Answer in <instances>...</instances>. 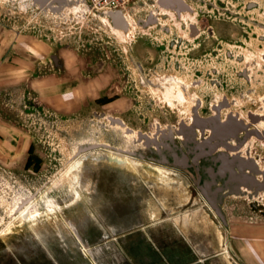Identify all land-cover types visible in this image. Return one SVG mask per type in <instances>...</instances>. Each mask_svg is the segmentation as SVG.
<instances>
[{"label":"rangeland","instance_id":"374dc122","mask_svg":"<svg viewBox=\"0 0 264 264\" xmlns=\"http://www.w3.org/2000/svg\"><path fill=\"white\" fill-rule=\"evenodd\" d=\"M262 54L264 0L0 3V264H137L155 246L196 255L191 245L202 264H264V197H225L226 224L209 225L189 171L137 158L125 173L96 159L113 150L93 149L77 156L97 184L91 196L79 188L86 204L67 171L77 142L126 148V128L188 120L193 97L201 116L222 97L224 113H264ZM251 147L264 166V142ZM150 192L153 219L140 210Z\"/></svg>","mask_w":264,"mask_h":264},{"label":"water","instance_id":"95a60500","mask_svg":"<svg viewBox=\"0 0 264 264\" xmlns=\"http://www.w3.org/2000/svg\"><path fill=\"white\" fill-rule=\"evenodd\" d=\"M47 1L38 0L40 3ZM261 57L264 60V54ZM191 100L193 106L190 111L192 118L190 124H186L182 120L177 125L157 124L152 133L139 130L134 132L132 129L126 128V133L132 134L130 146L122 148L88 139L76 143V151L73 156L77 157L96 148H105L162 164L171 163L175 167H179L191 166L187 153H194L192 161L196 166L199 165L202 155L211 153L213 165L206 169L207 175L203 177L200 174L198 177L199 182L203 178L202 184H199L200 193L213 209L210 214L211 217L216 221L219 217L226 224L225 214L221 207L225 195H245L250 198L264 197V170L260 168L253 157L240 155L237 145L231 146L229 143L230 140L239 139L249 145L253 138H258L264 142V127L260 129L251 125V122L262 124L264 113L249 112L250 122H246L240 117L237 111H229L226 118L222 119L219 116V106H215V114L200 116L197 111L200 100L197 97H193ZM225 100L227 105L231 102L228 99ZM110 119L112 122L124 125L118 118L111 117ZM196 129L200 131L199 138ZM205 130L210 131L209 135L204 136ZM183 145L186 146L187 151L183 150ZM221 146L235 150V152L229 154L220 151L213 154ZM217 162L220 164L217 165ZM214 166L217 168L215 169ZM26 200L21 203V206Z\"/></svg>","mask_w":264,"mask_h":264},{"label":"bare ground","instance_id":"6f19581e","mask_svg":"<svg viewBox=\"0 0 264 264\" xmlns=\"http://www.w3.org/2000/svg\"><path fill=\"white\" fill-rule=\"evenodd\" d=\"M34 2L36 3H39L38 0H33ZM0 3L2 4H7V0H0ZM118 33H121L120 30H116ZM260 61V60H259ZM176 88H178L176 86ZM182 90V89H181ZM181 90H179L181 92ZM182 94V93H181ZM183 95V94H182ZM184 96V95H183ZM182 99V98H181ZM184 99V98H183ZM171 104L173 103L171 99L168 100ZM124 128V127H123ZM254 141H260L259 139L257 138H253ZM99 141V140H98ZM98 149V148H96ZM112 150V149H111ZM114 151V150H113ZM113 151H108L105 155H98L96 157L97 160H99L100 158H105L107 163L109 164H112V166L114 168H117V170L121 171V172H128L130 171V168H129V165H127L126 163H140V164H144L142 162V160H138L137 158L139 157H136L134 158L135 156H132L131 155L129 156L128 154L127 155H124L125 153L123 154H118V153H115ZM91 152V151H90ZM93 152H96V150H94ZM101 152V151H100ZM117 152V151H116ZM104 154V153H103ZM94 155V154H93ZM91 158V157H90ZM93 158V156H92ZM91 158V159H92ZM141 159V158H140ZM85 160V155H82L80 157H77L75 160H73L72 162H70L69 166H68V177L69 178H72L73 180H76L77 183H75V188H76V195H77V200L76 201H83L85 204L87 202V199L86 197L83 195V193L81 192V190L79 188H81L83 191L87 192L90 196L93 195L96 191H97V184H96V181L92 178V174H91V163H85L84 162ZM144 160H147V159H144ZM105 161V162H106ZM150 161V160H149ZM91 162V161H90ZM94 162V161H93ZM101 161H99L100 163ZM95 163V162H94ZM97 163V162H96ZM148 165L154 169H157L161 172H163L164 174L166 175H170L169 172L171 171V167H173L172 165H169V164H153V161L150 163V162H147ZM108 164V165H109ZM166 165V166H165ZM93 166V165H92ZM171 166V167H170ZM134 169L136 171V168L134 166ZM99 172V171H98ZM172 173V171H171ZM98 174V173H97ZM177 176L180 177V179L185 182L187 181L184 176H182L181 174L179 173H176ZM186 183V182H185ZM142 189V188H141ZM145 189V188H144ZM143 189V191H144ZM140 191V190H139ZM137 191V192H139ZM146 191V190H145ZM134 192V191H133ZM158 195L162 198L163 197V193L162 192H157ZM96 195V194H95ZM94 195V196H95ZM98 196V195H97ZM96 196V197H97ZM154 195L150 192V194L148 193L146 196H143L141 197L142 200H141V204L143 205L141 207V211L143 212H146V214H148V216L151 217V219L154 218V216L156 215V212L154 211L155 208H154V204H156V198L153 197ZM31 204V203H30ZM9 205V204H8ZM14 206H15V203H14ZM206 211L209 213H207L209 215V218H207V214L203 211L201 212L202 215L207 219V221L210 223L209 225L213 224V223H217L219 222V219L218 221L214 220L212 217H211V212L212 209H210V207L208 205H206ZM22 207H24L22 205ZM28 207V205H27ZM27 207L25 208H22L23 209H26ZM202 207V206H201ZM11 209V208H10ZM89 211V215L92 216L94 219H96V214L91 211V209L87 208ZM142 213V212H141ZM159 217V216H158ZM203 217V218H204ZM152 221H155V220H152ZM151 221V222H152ZM141 223V222H140ZM217 226V225H216ZM28 228V227H27ZM218 228V227H217ZM198 237V235L196 236H193V244L198 248V249H201V248H204L205 245V242L202 240H198L196 239ZM81 248L82 250H84L86 247L85 245H81ZM225 249V250H224ZM224 252L223 254H226V256L228 255L227 253V249L226 248H223ZM219 256V255H218ZM217 256V257H218ZM229 257V256H228ZM228 264V263H227Z\"/></svg>","mask_w":264,"mask_h":264},{"label":"flooded vegetation","instance_id":"af4514ba","mask_svg":"<svg viewBox=\"0 0 264 264\" xmlns=\"http://www.w3.org/2000/svg\"><path fill=\"white\" fill-rule=\"evenodd\" d=\"M226 97H222V99H220L219 101H217L215 104L211 105V112L209 115H206V116H210V115H213L215 114V106H219V116L222 118V119H225L226 118V114L229 113V111L227 112H223V110L225 109H228L232 106V103L233 102H230L228 105L226 104ZM192 106H193V103H192V100L190 101V105H189V108H188V111L190 113L191 109H192ZM199 107H201V102L199 103L198 107H197V111H198V114H199ZM249 112H252V113H256V114H262V112L260 111H248L245 116H241V114L239 113L240 117H242L246 122H250V119H249ZM201 116V115H200ZM203 116V115H202ZM181 121V120H180ZM179 121V122H180ZM186 124H190L192 122V118L189 117L188 120H183ZM263 122V121H262ZM251 125L254 126V127H258L259 126H262L261 128L264 127V123L262 124H259V123H255V122H251ZM260 128V129H261ZM196 132H197V137L199 138L200 137V131L199 129H196ZM210 131L209 130H205L204 131V136H207L209 135ZM240 135H243V134H240ZM258 139V138H257ZM260 140V139H259ZM262 141V140H261ZM230 145L231 146H234V145H237L238 147V151L240 153V155H249L251 157H253L256 162L259 164L260 168L262 170H264V166L262 165V162L255 156L253 155V149L251 147V143L248 145L247 143L245 142H242L240 141L239 139L238 140H230L229 141ZM183 147V150L184 151H187V148L185 145L182 146ZM227 152L229 154H233L235 152V150H231V149H227L225 148L224 146H221L219 148V150L217 152H214L213 154H217L218 152ZM188 156H189V164H191V166H179L178 168L180 169H183L185 171H189L191 172L193 175L191 176L192 179L194 180V183H195V187L198 191H200V188H199V184H202L203 182V178L200 180V182L198 181V177L200 174L203 175V177L205 175H207L208 171L206 170L209 166L213 165V160H212V156H211V153L210 154H207V155H202L200 157V160H199V165L196 166L193 161H192V158L194 156V153H187ZM146 159V158H145ZM169 165H172L171 163H168ZM217 165L220 164V162H217L216 163ZM174 166V165H172ZM175 167V166H174ZM215 169L217 168L216 166H214ZM229 173V172H227ZM259 178H261L260 175H258ZM230 195H234V194H227L223 197V199L227 196H230ZM235 196H241V195H235ZM222 199V201H223ZM222 204V202H221ZM218 219H220L219 217H217Z\"/></svg>","mask_w":264,"mask_h":264},{"label":"crops","instance_id":"0c3cea01","mask_svg":"<svg viewBox=\"0 0 264 264\" xmlns=\"http://www.w3.org/2000/svg\"><path fill=\"white\" fill-rule=\"evenodd\" d=\"M191 248L196 255H193L186 250H181L177 246H155L154 248L148 249L145 257L137 260V264H202L204 259L200 252L192 245ZM209 260L211 262L209 264H215L213 259Z\"/></svg>","mask_w":264,"mask_h":264},{"label":"built area","instance_id":"2783aa9c","mask_svg":"<svg viewBox=\"0 0 264 264\" xmlns=\"http://www.w3.org/2000/svg\"><path fill=\"white\" fill-rule=\"evenodd\" d=\"M48 1H69L80 2L98 10L113 9L123 5L128 0H48Z\"/></svg>","mask_w":264,"mask_h":264}]
</instances>
